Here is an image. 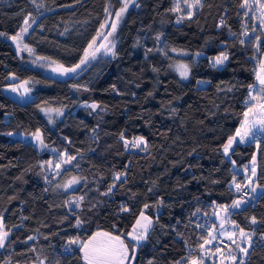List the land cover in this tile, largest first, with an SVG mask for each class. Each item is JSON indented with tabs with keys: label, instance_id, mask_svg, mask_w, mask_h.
Segmentation results:
<instances>
[{
	"label": "trees",
	"instance_id": "obj_1",
	"mask_svg": "<svg viewBox=\"0 0 264 264\" xmlns=\"http://www.w3.org/2000/svg\"><path fill=\"white\" fill-rule=\"evenodd\" d=\"M173 1L136 0L139 6L130 4L117 25L115 58L92 61L76 75L52 76L24 64L7 40L24 26V17L31 13L36 19L24 39L34 54L71 66L101 31L105 8L116 12L120 1L37 0L45 7L38 13L29 0H0V215L10 230L0 264L41 259L84 264L79 248L65 252L70 238L83 240L98 230L127 234L145 204L153 227L137 246L133 264H184L207 237L208 229L196 217L238 198L232 177L243 183V173L234 167L244 168L256 153V180L264 186V136L259 148L252 142L234 145L228 157L222 151L239 126L248 85L255 82L264 30L244 15L243 0H202L191 18L186 10L172 11ZM245 31L260 37V51ZM171 48L189 53L186 80L170 68ZM221 52L228 59L213 66L211 59ZM10 74L39 83L30 100L18 102L4 92ZM80 102L99 107H78ZM41 108L60 109L63 115L51 125ZM37 130L47 147L32 139ZM136 137L144 138L145 148L127 150L124 141ZM59 147L76 157L61 176L74 173L84 180L68 193L56 192L53 183L37 175L48 149ZM118 174L126 182L114 181ZM113 183V191L105 194ZM71 195L84 197L80 207L68 206ZM77 217L83 222L79 228ZM228 218L254 235L245 264H264V193Z\"/></svg>",
	"mask_w": 264,
	"mask_h": 264
},
{
	"label": "snow or ice",
	"instance_id": "obj_2",
	"mask_svg": "<svg viewBox=\"0 0 264 264\" xmlns=\"http://www.w3.org/2000/svg\"><path fill=\"white\" fill-rule=\"evenodd\" d=\"M37 9L43 7L42 4H38L37 0H29ZM121 7L115 12V21L111 24L102 23L100 25L101 29L107 28L106 32L97 31L96 36H94L91 41L87 44V46L83 49V54L79 59L78 63H75L71 66H65L64 64H56L55 61H52L48 66L51 67V71L56 73L59 76H71L79 74L84 71L92 61L98 59V53H101L103 50L104 56H111L115 58L117 56V52L115 51L116 44L114 43V33L117 28L116 21L123 16V14L128 10L129 5H133L138 7L136 4V0H120ZM183 3L186 5L187 12L186 15L191 18L193 15V9L198 6H202V0H183ZM253 5L255 7H253ZM241 8L247 9L244 15H248V11L259 12V16L257 19L259 20V26L261 30H264V0H252V3H249V0H243L240 4ZM172 11L180 12L183 11L181 8V0H176L175 7ZM105 12L111 15L110 9L105 8ZM179 22V21H178ZM36 23V19L32 16L31 13H28L23 19V27L20 29L16 35L9 37L11 40L17 42V52L19 54L20 51H27L28 53H32L33 49L28 47L27 44L23 45V49L20 47V42L23 40V34H26L28 30L32 27L33 24ZM252 31L255 32L256 28L253 26ZM4 33H0V36H3ZM233 35H235L233 33ZM244 36L249 37V42L251 39H255L257 41L255 47L257 51H260L261 41L260 37H251L248 31L243 33ZM109 37H113L112 40H109ZM156 39L160 41L161 37L157 36ZM104 41H108V43H104ZM245 40H241V44H245ZM163 47L158 49V51H163ZM172 51H176V49H171ZM151 51V49H149ZM167 55V53H165ZM228 59L227 55L224 52H221L219 56L215 57L213 60V66L223 65L224 62ZM47 57H37L36 60H33L32 63L36 64L38 61H47ZM52 64H56L55 67H52ZM40 67H44V63H40ZM176 70L179 72L182 79H187L189 76V66L187 64L178 63L174 66ZM155 70V69H154ZM11 80H16L15 75H11ZM256 80L258 81V85H248V99L244 101L245 110L241 114V120L239 122V126L235 129L233 135L229 136L226 143L223 144V154L228 157L230 151L234 152V145H239L242 143H256L257 148L260 147L261 137L264 136V60L260 61V69L256 72ZM29 81L25 80L20 84H11L10 90L14 93L19 92L20 97L26 98L27 94L30 93L31 88L28 87ZM23 88V92H20V89ZM228 91H231L229 88ZM39 107V106H38ZM85 107H89L93 110H96L99 105L96 103H92L90 105H85ZM42 112L45 114L55 112L57 115H63V112L60 109H52V108H41ZM49 122H51V117H49ZM7 135L12 136L14 133L9 132ZM32 139L37 141L42 147H47L44 144L42 139V134L39 130L32 133ZM123 139V136H122ZM70 143V142H69ZM125 147H129V142L127 140L124 141ZM145 144V140L143 137H139L135 139L131 143V147L138 148L141 145ZM66 159H63L57 162L54 167L57 169L56 175L60 174L62 164H70L73 160L76 159L75 156H72L65 152L63 154ZM50 167H52V162H47ZM233 165H235V161H232ZM257 177V161L256 156L253 155L251 160V167L248 165L244 166V175H243V183L237 180V176L233 175L232 177V185L234 186L237 193H242V195L233 200L232 204L229 205H218L217 211L213 214L220 218L221 223L219 225V230H210L207 233L209 239H204L203 243L199 245L201 253L198 256H190L184 261V264H205V256L203 253L205 251L210 252L211 255H216L217 253L221 256L224 255L223 248L220 245H223L224 248L229 249L228 257L233 262V264H245L243 259H239L236 255H232L231 253V245H235L236 249L239 250L240 253H243L244 256L248 255L249 248L253 245L252 235L246 232L243 228H240L234 222H232V226L239 231V237L241 239V243H237L236 231H231L225 229V222L228 220V214L230 209H240L243 205L250 203V200L244 199V197H248L249 194H252V199L257 198L258 191L259 193H264V186L260 185ZM115 180H121V182H126V176L122 179V177L118 174ZM81 178L72 177L63 185H57V187H63L65 191L69 188L80 184ZM115 188V183L108 188V193H111ZM84 199L83 196L79 197L78 200L68 201L69 204H75L78 208L80 207V201ZM162 202V201H161ZM124 211H128L126 207H123ZM144 208L147 209L148 205L145 204ZM199 211V210H197ZM223 212L225 215L220 217V212ZM82 221L79 217L76 218V227L82 226ZM258 223L257 218L255 216L251 217V224L256 225ZM153 227V220L151 217L145 215L143 211H141L139 218L136 220L135 225L132 228L130 233L124 234L121 233L119 235L113 234L110 231H95L91 233L86 239H81L80 237L70 238L67 241V245L65 246V252L69 255L72 254V245H78L79 251L82 253V259L84 264H133L135 260V249L139 246L141 241H145L147 239L149 230ZM199 227V225H198ZM215 229V226H214ZM10 230H5V224L3 220V216L0 215V249H4L6 247V242H9ZM123 237V238H122ZM130 237L131 239L126 243V240ZM35 238L29 236L27 240H34ZM261 239L264 240V234H261ZM218 244L214 245V242ZM225 241L230 242V244L225 243ZM27 242V241H25ZM129 243L132 244V248L130 250ZM246 244L247 246H242ZM215 247V251L211 252L210 247ZM34 251V249H33ZM10 264V262H9ZM43 264V261H41ZM149 264H152V261H149ZM176 264H181L180 261H177ZM221 264H224V261L221 260Z\"/></svg>",
	"mask_w": 264,
	"mask_h": 264
},
{
	"label": "rangeland",
	"instance_id": "obj_3",
	"mask_svg": "<svg viewBox=\"0 0 264 264\" xmlns=\"http://www.w3.org/2000/svg\"><path fill=\"white\" fill-rule=\"evenodd\" d=\"M173 2H174L173 3V8H174L175 7L176 0H174ZM190 2H191V0H189V3ZM249 3L251 4L252 3V0H249ZM253 7H255V6L253 5ZM181 8L183 9V11L184 10L187 11L186 5L183 3V0H181ZM43 9L45 10V7L44 6L42 8H40V9H38V11H39L38 13L43 12L44 11ZM195 9H193V12H194ZM245 11H247V9H244V12ZM181 12L182 11L176 12V13H181ZM248 16H250L252 18L254 24L259 25V20L257 19V17L259 16V12L248 11ZM120 19H119V21H120ZM113 21H115V12H111V15L107 14L106 22L105 23L111 24ZM119 21H116L117 25H118ZM33 25H32V27H33ZM31 28L28 30V32L31 30ZM107 30H108L107 28L101 29L100 32L103 33V32H106ZM28 32L26 34H23V40L20 42L21 49H23V45L26 44L25 41H24V39H25L26 35L28 34ZM9 37H11V36H9ZM9 37H7V40L11 42L12 47L14 48L16 54L18 55L19 58H21V60L24 62V64H26L27 66H30L32 68L38 69V70H40L41 72H43V73H45L47 75L59 76L56 73L52 72L51 71V67L48 66L49 64H51L52 61H50V60H47V61H38L36 64H33L32 61L33 60H36V58L38 57L37 55L34 54V52H32L30 54L27 51H20L19 54H18V52H17V42L11 40ZM114 37H115V33H114ZM112 39H113V37H109V40H112ZM104 43H108V41H104ZM28 47H30V46L28 45ZM171 49H173V48H171ZM171 49H169V51H168V53L172 55V59H171V63H170V68H171V70L180 79H182L181 76H180V74H179V72L176 70V68L174 66L176 64H178V63L186 64V62L184 61V58L187 57V56H189V53L186 52V51H183V50H179V49H176V51H172ZM97 55H98V59L95 60V62H98V61H106V60L112 58L111 56H104L103 55V50H101V53H98ZM211 60L213 62L214 58H212ZM261 60H264V55H262V57L259 58V59H258V57L255 59V82H254L253 85H258V81L256 80V72L259 71V69H260V61ZM40 63H44L45 66L44 67H40L39 66ZM56 64H52L51 66L52 67H55ZM221 66L222 65L216 66V67H221ZM11 75H13V74L8 75V77H7V80L9 82L4 87V92L8 96H10L12 99H14V100H16L18 102H25V101L30 100L32 98L33 92L37 88L40 87L39 83L36 80L27 79V81H29V85H27V86L31 88V91H30V93L27 94V97L26 98H23L22 99L20 97L19 92L14 93V92H12L10 90V85L11 84H20L21 82H23L25 80H19L16 76H15L17 78L16 80H11L10 79ZM182 80H186V79H182ZM77 90L78 89L76 88L75 91L77 92ZM20 92H23V88L20 89ZM83 92H84V90L81 89L80 90V93L83 94ZM248 92H249V90H248ZM85 105H87L86 102H80L79 105H78V107H83ZM61 111L63 112V110H61ZM42 114L45 116V118L47 119L48 122H49V117H51V122H49V124H51V125H53L55 121L59 120L62 117V115H57L55 112H51V113H48V114H45V112H42ZM11 137H17V138H20L23 141H27L29 139L28 135H26V134H24L22 132L14 133V135H12ZM137 138H139V137L133 138L132 140L128 141L129 142V147H127V148L125 147V148L127 150H129V151L143 150L145 148V146H146V143L143 144V145H141L138 148H134V147H131L130 146L131 143L135 139H137ZM37 146H38V143H37ZM38 148L40 149V146ZM222 151H223V149H222ZM65 152H67V150L64 149V148H62V147H59V148H49L48 149V158H46L45 160H43V161H41L39 163V168H38V171H37V175L42 180L46 181L47 183H53L54 190L56 192H60V193H68V192H70V191L78 188L84 182V180L81 177L74 175V173H71L68 176H61V172L63 171V169L69 168L70 166H72L73 165V161L70 164H62L61 170H60V174L59 175H56L57 169H55L54 165L57 162H59V161H61L63 159H66V157L63 155ZM254 155L256 156V153ZM251 160H252V158H251ZM251 160L246 164L249 167H251ZM48 161H51L52 162V167L49 166V164L47 163ZM234 169H236V172H242L243 173L242 175H244V168L237 169L236 167H234ZM74 176L81 178L80 184L75 185V186L69 188L67 191H65L63 187H57V185H63V184H65L68 180H70ZM258 194H259V191H258ZM79 197L80 196H78V195H71V196H69L68 201L78 200ZM244 199L251 201L252 200V194L250 193L249 194V197L244 198ZM68 206H70L72 208H77L75 206V204H69L68 203ZM153 210L155 211L154 213H156L158 211L156 209V207H153ZM217 210H218L217 207H214V208L208 210L207 213H204V214L203 213H200L196 217V220L200 221V225L202 227H205V228L208 229L207 230V233L210 230H215V231H218L219 230V225L221 223V220H220L219 217H217L216 215L213 214ZM232 210L233 209H230L229 210V214H230V212ZM147 211L148 210L146 209L144 213H145V215L148 216V212ZM229 214H228V217H229ZM224 215L225 214L221 211L220 212V217H223ZM134 225H135V223L133 224V226ZM133 226H132V228H133ZM214 226H215V229H214ZM132 228L129 231V233L132 231ZM225 229L231 230V231H236V237H235V239H236L237 243H241V239L239 237V231H238V229L233 228L232 222L229 221V218L225 222ZM246 232H248L249 234H251L252 235V240H254V235L251 232H249V231H246ZM209 238L210 237H208V236L206 237V239H209ZM130 239L131 238L128 237V240H130ZM29 241H33V240H29ZM142 242L143 241H141L140 243H142ZM225 243L230 244V242H228V241H225ZM215 244H218V241L217 242H214V245ZM242 246H247V245L246 244H243ZM71 247L72 248H79L78 245H72ZM206 247H210L211 248V252H214L215 251V247H212V246H206ZM220 247L223 248V251H224V255L223 256H221L218 253L213 256L208 251H205L203 253V255L205 256V264H221V260L224 261V264H233V262L230 260V258H227L228 257V253H229V249L228 248H224L223 245H220ZM135 251H136V249H135ZM200 253H201V250L199 249L197 255H195V256H198ZM231 253H232V255H236L239 259H243L245 261L246 256H244L243 253H240L239 250L236 249L235 245H231ZM41 261H43V264H45V262H44L43 259L38 260L37 262L32 263V264H41Z\"/></svg>",
	"mask_w": 264,
	"mask_h": 264
},
{
	"label": "built area",
	"instance_id": "obj_4",
	"mask_svg": "<svg viewBox=\"0 0 264 264\" xmlns=\"http://www.w3.org/2000/svg\"><path fill=\"white\" fill-rule=\"evenodd\" d=\"M234 195L240 197L242 195V193H237L236 190H235V188H234ZM244 198H247V197H244Z\"/></svg>",
	"mask_w": 264,
	"mask_h": 264
}]
</instances>
